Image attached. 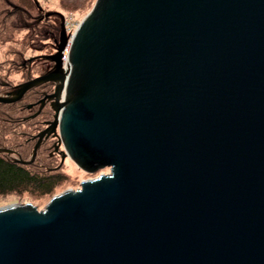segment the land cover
<instances>
[{"label": "water", "instance_id": "water-1", "mask_svg": "<svg viewBox=\"0 0 264 264\" xmlns=\"http://www.w3.org/2000/svg\"><path fill=\"white\" fill-rule=\"evenodd\" d=\"M56 12L52 69L0 93L54 82L15 159L54 133L109 171L1 206L0 264H264V0H95L71 34Z\"/></svg>", "mask_w": 264, "mask_h": 264}, {"label": "trees", "instance_id": "trees-1", "mask_svg": "<svg viewBox=\"0 0 264 264\" xmlns=\"http://www.w3.org/2000/svg\"><path fill=\"white\" fill-rule=\"evenodd\" d=\"M57 1L63 10L82 12L95 0ZM43 11L36 0H0V40H7L4 58H0V93L13 87L16 72L22 73L24 79L33 76L32 59H27L26 53L41 49L43 38L50 36L55 45L58 25L54 18L59 15ZM49 85L52 87L53 83L49 81L32 87L20 100L0 102V148L11 150L0 152V194L28 192L36 198L52 196L67 179V174L55 167L58 162L45 142L31 163L15 159H28L32 154L34 141L31 136L42 128V120L49 115L50 108L44 107L35 117H28L34 108L27 105L40 98L41 89Z\"/></svg>", "mask_w": 264, "mask_h": 264}, {"label": "rangeland", "instance_id": "rangeland-1", "mask_svg": "<svg viewBox=\"0 0 264 264\" xmlns=\"http://www.w3.org/2000/svg\"><path fill=\"white\" fill-rule=\"evenodd\" d=\"M43 8L44 13H52L59 11L64 14L65 16V24L67 27L68 34H71L75 27L79 24V21L82 19V17L90 10V8L86 11H80L79 9H75L73 11L71 10H63L61 9V6H59V3L57 0H36ZM55 23L58 25V33L57 38L59 37L60 30H61V17L59 15L58 18H54ZM51 37L47 36L43 38L42 48H36L33 51H29L26 53L27 59H32V70L34 71L33 76L39 75L42 71L47 72L50 70L53 66L52 61L47 58L46 54L53 53L56 51V47L54 46V41L51 42ZM6 44L7 40L2 41L0 40V58H4V52L6 51ZM13 84H17L18 82H22L24 80L22 73L16 72L13 74ZM55 160L60 164L61 158L59 156H55ZM55 161V162H56ZM58 167L59 170L65 172L67 174L66 181L61 184L57 188V192L64 191L68 188H78L81 185V182L87 178L94 177L101 172H108L109 168H104L101 170L96 171L95 173H89L80 168L70 157L66 156L61 166H55ZM54 195V194H53ZM52 196H42L39 198H36L34 195H30L28 192L26 193H20V194H0V207L10 204H15L19 202H31L39 209H43L47 203L49 202L50 198Z\"/></svg>", "mask_w": 264, "mask_h": 264}, {"label": "flooded vegetation", "instance_id": "flooded-vegetation-1", "mask_svg": "<svg viewBox=\"0 0 264 264\" xmlns=\"http://www.w3.org/2000/svg\"><path fill=\"white\" fill-rule=\"evenodd\" d=\"M55 45H56V43H55ZM54 45V46H55ZM56 47V46H55ZM56 49V48H55ZM45 56V55H44ZM48 58V57H47ZM50 59V58H49ZM51 60V59H50ZM52 61V60H51ZM52 64H54V62L52 61ZM53 67V66H52ZM52 69V68H51ZM50 69V70H51ZM49 71V70H48ZM47 71V72H48ZM43 73H46V72H44V71H42L40 74H43ZM32 77H34V76H32ZM32 77H30V78H32ZM30 78H26V79H24L23 81H25V80H28V79H30ZM22 81V82H23ZM46 82H49V81H46ZM46 82H43V83H46ZM51 83H53V86L52 87H50V85H49V88H42L41 89V95H40V98H38L37 100H33V101H30L29 103H28V105H27V107L28 108H34L33 109V112L28 116V117H35L37 114H39L41 111H42V109L44 108V107H49L50 108V111H49V115L47 116V117H45L43 120H42V122H43V126H42V128L40 129V130H42L43 128H45L46 126H47V123H46V121H49V120H51V119H53V114H54V111L52 110V108H51V106H50V103H49V100L48 99H45V102H44V104H43V106L40 108V100L46 95V94H48V93H51V92H53V90H54V82H52V81H50ZM19 83H21V82H18L17 84H13V87L12 88H10L9 90H7V92L8 91H11L12 89H14ZM43 83H41V84H43ZM40 85V84H39ZM37 86V85H36ZM34 87V86H33ZM32 88V87H31ZM31 88H29L27 91H25V93L23 94V96L20 98V99H22L24 96H25V94L31 89ZM7 92H5V93H7ZM5 93H2V94H5ZM19 99V100H20ZM30 105V106H29ZM34 106V107H33ZM40 109V110H39ZM39 110V112L36 114V115H32V114H34L35 112H37ZM39 130V131H40ZM38 131V132H39ZM37 132V133H38ZM37 133L36 134H33L32 136H31V138H32V140L34 141V145H35V143H36V141L38 140V137H37ZM58 141H59V137L56 135V134H54V133H51L50 135H47V136H45L43 139H42V142H41V144L43 143V142H45L46 144H47V148H49V151H50V154L51 155H55V156H59L60 155V158H61V154H60V151H61V149L63 148V145L62 144H60V146L58 147V150H56V145L58 144ZM41 144H40V146H41ZM34 145H33V147H34ZM39 146V147H40ZM38 147V148H39ZM66 158V157H65ZM64 161V160H63ZM63 161L62 162H60V164H58V166H60L62 163H63Z\"/></svg>", "mask_w": 264, "mask_h": 264}, {"label": "built area", "instance_id": "built-area-1", "mask_svg": "<svg viewBox=\"0 0 264 264\" xmlns=\"http://www.w3.org/2000/svg\"><path fill=\"white\" fill-rule=\"evenodd\" d=\"M69 44H67L63 50V61L66 63L68 59Z\"/></svg>", "mask_w": 264, "mask_h": 264}]
</instances>
